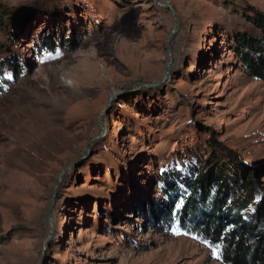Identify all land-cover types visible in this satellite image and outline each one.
<instances>
[{
	"label": "rangeland",
	"instance_id": "1",
	"mask_svg": "<svg viewBox=\"0 0 264 264\" xmlns=\"http://www.w3.org/2000/svg\"><path fill=\"white\" fill-rule=\"evenodd\" d=\"M159 1L176 15L154 0H0L31 21L16 48L30 67L0 97V264H224L137 216L185 156L232 153L264 177V83L232 51L264 0ZM32 35L60 46L39 54Z\"/></svg>",
	"mask_w": 264,
	"mask_h": 264
},
{
	"label": "trees",
	"instance_id": "2",
	"mask_svg": "<svg viewBox=\"0 0 264 264\" xmlns=\"http://www.w3.org/2000/svg\"><path fill=\"white\" fill-rule=\"evenodd\" d=\"M252 12L246 15L251 32L235 33L232 51L242 72L264 83V14ZM30 22L29 17L20 15L18 7L0 2V35L4 38L0 39V97L30 67L25 55L16 49ZM32 36L31 43L39 54L54 52L60 46L53 37ZM209 146L214 154L222 147L211 140ZM233 155L204 161L182 157L159 178L166 200L150 203L137 217L160 234L176 227L208 242L219 248L224 264H264V177L258 169L243 171ZM253 204H257L255 209Z\"/></svg>",
	"mask_w": 264,
	"mask_h": 264
},
{
	"label": "water",
	"instance_id": "3",
	"mask_svg": "<svg viewBox=\"0 0 264 264\" xmlns=\"http://www.w3.org/2000/svg\"><path fill=\"white\" fill-rule=\"evenodd\" d=\"M155 1V3L158 5V6H160V7H162V8H165V9H168V10H170L174 15H176L175 14V11H174V9L170 6V5H167V4H162V3H160V1L159 0H154ZM167 52H168V54H170V52H169V50H167ZM123 93H117V94H115V95H113L110 99H109V103H108V107H107V109H106V111L104 112V113H108L109 112V110H111V103L116 99V98H118L119 96H121ZM105 137V129H104V123L102 124V131H101V133H100V135L96 138V139H94V140H92L89 144H88V146H87V149H86V154L83 156V158L80 160V162H79V164H81L82 162H84L85 160H87L88 158H89V156L91 155V152H92V146H93V144L95 143V142H98V141H100L102 138H104ZM73 168H67V169H65L63 172H62V174H61V176H60V178H59V185L57 186V190H59L60 189V185L62 184V182H63V179H64V177L66 176V174L69 172V171H71ZM57 192V191H56ZM56 194V193H55Z\"/></svg>",
	"mask_w": 264,
	"mask_h": 264
},
{
	"label": "bare ground",
	"instance_id": "4",
	"mask_svg": "<svg viewBox=\"0 0 264 264\" xmlns=\"http://www.w3.org/2000/svg\"><path fill=\"white\" fill-rule=\"evenodd\" d=\"M25 123H27V122H25ZM22 124V123H21ZM29 124V123H28ZM23 125V124H22ZM16 126V125H15ZM27 126V125H26ZM14 127V126H13ZM19 127V126H18ZM16 128V127H15ZM14 128V129H15ZM23 129H21V130H24L25 128L24 127H22ZM38 128V127H37ZM17 129V128H16ZM26 130V129H25ZM24 136V135H23ZM15 151V150H14ZM3 153V152H2Z\"/></svg>",
	"mask_w": 264,
	"mask_h": 264
},
{
	"label": "snow or ice",
	"instance_id": "5",
	"mask_svg": "<svg viewBox=\"0 0 264 264\" xmlns=\"http://www.w3.org/2000/svg\"><path fill=\"white\" fill-rule=\"evenodd\" d=\"M214 252H215V250H213ZM216 259H219L220 257H219V255L218 254H216V257H215Z\"/></svg>",
	"mask_w": 264,
	"mask_h": 264
}]
</instances>
